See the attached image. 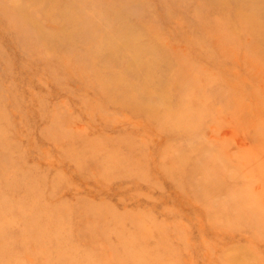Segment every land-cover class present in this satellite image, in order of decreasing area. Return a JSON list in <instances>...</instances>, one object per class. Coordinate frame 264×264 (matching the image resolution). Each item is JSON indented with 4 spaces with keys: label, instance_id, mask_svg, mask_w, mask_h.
<instances>
[{
    "label": "rangeland",
    "instance_id": "rangeland-1",
    "mask_svg": "<svg viewBox=\"0 0 264 264\" xmlns=\"http://www.w3.org/2000/svg\"><path fill=\"white\" fill-rule=\"evenodd\" d=\"M0 264H264V0H0Z\"/></svg>",
    "mask_w": 264,
    "mask_h": 264
}]
</instances>
